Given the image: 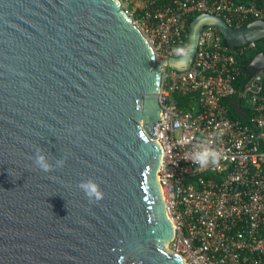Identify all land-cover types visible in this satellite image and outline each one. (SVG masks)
Returning a JSON list of instances; mask_svg holds the SVG:
<instances>
[{
    "label": "water",
    "instance_id": "95a60500",
    "mask_svg": "<svg viewBox=\"0 0 264 264\" xmlns=\"http://www.w3.org/2000/svg\"><path fill=\"white\" fill-rule=\"evenodd\" d=\"M204 26L232 49L264 43L262 20L234 29L199 14L190 57L167 66L190 65ZM248 69L256 91L264 54ZM159 89L154 51L117 0H0V264H184L166 249ZM87 179L99 201L78 188Z\"/></svg>",
    "mask_w": 264,
    "mask_h": 264
},
{
    "label": "built area",
    "instance_id": "2783aa9c",
    "mask_svg": "<svg viewBox=\"0 0 264 264\" xmlns=\"http://www.w3.org/2000/svg\"><path fill=\"white\" fill-rule=\"evenodd\" d=\"M154 51L160 64L161 149L157 172L174 235L167 249L184 264H264V90L253 82L240 93L248 119H232L222 102L236 93L239 69L216 28L204 26L190 65L177 71L172 49L187 45L189 20L199 14L221 18L238 29L264 21V0H117ZM254 47V43L238 47ZM197 94L187 110L173 94ZM246 114V113H245ZM201 146L221 154L219 164L200 168L191 154Z\"/></svg>",
    "mask_w": 264,
    "mask_h": 264
},
{
    "label": "trees",
    "instance_id": "16d2710c",
    "mask_svg": "<svg viewBox=\"0 0 264 264\" xmlns=\"http://www.w3.org/2000/svg\"><path fill=\"white\" fill-rule=\"evenodd\" d=\"M256 4H260V0L256 1ZM191 19L188 23H190ZM223 45H226L224 40L222 39ZM234 53V57L239 69V74L234 82V88L236 93L232 96L223 99L222 102L227 107L229 111V115L232 119H241V114L238 111V103L242 112V116L245 117L247 120L250 112L247 108V101L239 98V93L248 85L250 84L256 75L248 69V64L250 61L258 54H264V43L263 41H257L254 43V47H244L242 52H239V49L233 48L231 49ZM261 88L264 90V71L261 73ZM173 99L176 102L178 108L187 110L189 109L197 100V94H188V95H181L179 92H175L173 94ZM246 113V114H245Z\"/></svg>",
    "mask_w": 264,
    "mask_h": 264
},
{
    "label": "clouds",
    "instance_id": "9594fccd",
    "mask_svg": "<svg viewBox=\"0 0 264 264\" xmlns=\"http://www.w3.org/2000/svg\"><path fill=\"white\" fill-rule=\"evenodd\" d=\"M172 52L181 57V62H183V60L190 57L192 49L190 45H178L172 49ZM220 158L221 154L217 150L206 146H201L191 154L192 162L199 165L200 168H207L210 165L216 166L219 164ZM34 164L46 173L53 170V165L48 162L46 156L42 154L41 150L36 151ZM63 165L64 159L56 160V167H63ZM77 186L84 192L89 202H96L103 198V193L100 191L99 185L92 179L81 181Z\"/></svg>",
    "mask_w": 264,
    "mask_h": 264
},
{
    "label": "bare ground",
    "instance_id": "6f19581e",
    "mask_svg": "<svg viewBox=\"0 0 264 264\" xmlns=\"http://www.w3.org/2000/svg\"><path fill=\"white\" fill-rule=\"evenodd\" d=\"M249 44V43H248ZM247 45V44H246ZM245 46V45H244ZM142 123V122H141ZM166 249H167V245H166Z\"/></svg>",
    "mask_w": 264,
    "mask_h": 264
}]
</instances>
